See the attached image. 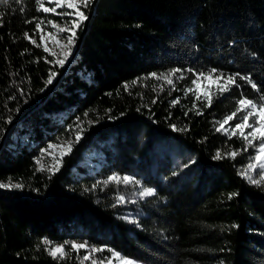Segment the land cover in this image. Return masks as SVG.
Returning <instances> with one entry per match:
<instances>
[{"label":"trees","instance_id":"1","mask_svg":"<svg viewBox=\"0 0 264 264\" xmlns=\"http://www.w3.org/2000/svg\"><path fill=\"white\" fill-rule=\"evenodd\" d=\"M61 12L0 6V182L24 185L0 188V264H100L110 250L146 264H264V181L241 175L260 141L231 135L243 113L217 131L239 99L264 103V0H98L67 71L36 27L71 23ZM213 69L236 84L222 93L204 78ZM63 139L72 149L47 164ZM73 241L104 251L85 261Z\"/></svg>","mask_w":264,"mask_h":264},{"label":"snow or ice","instance_id":"2","mask_svg":"<svg viewBox=\"0 0 264 264\" xmlns=\"http://www.w3.org/2000/svg\"><path fill=\"white\" fill-rule=\"evenodd\" d=\"M9 2H10V0H0V6H6L9 4ZM52 2H54L55 7H45L44 6V0H41V8L43 9L44 12L56 13L57 8H67V9H70L72 11L61 12L58 14L76 17V19H73L71 21V26L68 29H64V28L60 29V31L71 32V35H69L67 38L68 44L71 45L74 42V37L76 35L75 29L79 28L80 23L88 18L85 15V13L81 10V7H84V8L88 7L91 0H52ZM49 23H52V22L49 21ZM53 26L55 27L56 25H53ZM36 27L39 29L40 24H37ZM49 35H51V33H49ZM29 39H31V38L29 37ZM32 42L36 43L35 40H33ZM67 55H68V53H65V56H67ZM64 62H65L64 60L56 61V63H59L60 65H63ZM173 71L175 72L178 70H173ZM215 72H216L215 69L211 70V72L208 73L206 76H204V78L206 80H208L210 82V84L215 83L219 87V89L222 93L225 91H228L229 85L236 84V76H228L226 78V82L224 84H220L219 82L221 80H225V77L223 74H220L219 76H216L215 79H213L212 74ZM55 75H56L55 73L52 74V76H55ZM151 75L156 76V73H152ZM200 75L203 76L204 74H200ZM197 79L199 80V77H197ZM243 79H245L248 83H251V87L253 89L258 88V85L256 83L252 82L249 77H244ZM48 83L49 84L52 83V77L49 78ZM168 83L172 84V80L169 79ZM193 84L196 85V88L195 89L190 88V89H188V91H195L197 93V99H199L200 98V85L197 83V81H193ZM203 94L207 97V102L210 105L211 104L210 93L204 92ZM261 99L264 100V97H261ZM237 113H243V115L240 118V122L236 123L234 125V127L231 129V135L236 136L237 134H239V136L242 140H247L249 146H253L254 141H257V140L260 141L258 147L256 148L257 154L252 157V160L254 161V163L249 164L248 168L245 171H243L241 173V175L247 177L252 184L259 185L262 181H264V103H261L258 106L254 101L249 100L247 98L239 99L238 100V107H237L236 111L233 112L231 115L225 117V119L220 124V128H218L217 131H220V130L227 131V129H225V125L229 121L236 118ZM253 117H255V119L253 120L252 123H249L250 118H253ZM249 128H251L252 130L250 132H247V134H245V129H249ZM249 137H251L252 139H249ZM70 147L71 146L69 145V148ZM228 155L234 158L237 155V153L231 152V153H228ZM214 158L215 159H222L223 157L221 156V154L219 152H217V154ZM57 163H59V161H57ZM186 166L187 165H185V167ZM257 168H259V170H260L258 172L260 179H253L249 175V170L256 171ZM120 180H122L126 184L131 183V182L139 183V181H135L134 177L124 176L121 178L118 176V174H114L113 176L109 177V181L119 182ZM23 187H24V185L20 184V183L0 182V188H4V189H22ZM154 192H155L154 189L148 188V189H145L141 193V195L150 196ZM233 195H236V194H233ZM121 199H123V198L121 197ZM50 243L51 242L48 241L47 239L44 240V244L47 245ZM71 248L76 250V251H79L80 249H90L88 254H86L82 258L85 261H88L91 259L92 253L104 251L103 248H96L95 246H89L87 242L76 243L73 241V242H71ZM110 251L112 254V258L120 259L121 264H138L137 261H135L131 258H128V257H122V255L120 253H117L114 250H110ZM50 255L53 258H63L66 255L64 245H57V246L51 248ZM105 260H107V264H112L111 258H105ZM91 264H97V261L91 260ZM100 264H105V261L101 260Z\"/></svg>","mask_w":264,"mask_h":264},{"label":"rangeland","instance_id":"3","mask_svg":"<svg viewBox=\"0 0 264 264\" xmlns=\"http://www.w3.org/2000/svg\"><path fill=\"white\" fill-rule=\"evenodd\" d=\"M44 1L47 2V4L44 5L45 7H55V4L54 2H52V0H44ZM66 10L67 12L72 11L67 8ZM81 10L83 11L82 7ZM57 12H58V8H57ZM69 19L72 21L73 19H76V17L70 16ZM84 21L81 22L80 25L84 24ZM51 22L52 23H49V26L46 28L40 27L39 29L40 43L44 46L45 49L53 53L56 56L57 60H64L65 62L62 66L65 68L74 59L75 51L78 43V40H76L75 37L77 35L80 26L79 28L75 29L76 35L74 37V42L71 45H69L67 38L69 35H71V32L60 31V29L61 28L68 29L71 26V23L60 25V24H56L54 21ZM53 25L56 26L54 27ZM49 33H51V35H49ZM32 40H35V38H32ZM65 53H68V55L65 56ZM58 78L59 77L56 75L53 76L52 82L55 84ZM69 145L71 146L70 148ZM71 149H72V142L70 140L63 139L57 143H52L47 151V154L44 155V161L47 164H54V163L56 164L57 161L60 162L61 158L65 156ZM109 258H111L112 264H121L120 259H116L112 257ZM133 260L137 261L138 264H146L143 261H139L136 259ZM105 264H107V260H105Z\"/></svg>","mask_w":264,"mask_h":264},{"label":"water","instance_id":"4","mask_svg":"<svg viewBox=\"0 0 264 264\" xmlns=\"http://www.w3.org/2000/svg\"><path fill=\"white\" fill-rule=\"evenodd\" d=\"M97 2H98V0H92L91 6H90V10H89V13H88V15H87L88 18L84 21L83 30H82V32H81V34H80V37H79V40H78V43H77V48H76V51H75V56H74V58H75V57L78 55V53H79V50H80V47H81V44H82L83 38H84L85 34H86L87 31H88V27H89V25H90V22H91V20H92V17H93V15H94V13H95V9H96ZM73 60H74V59H73ZM73 60L71 61V63L73 62ZM71 63H70V64H71ZM70 64L67 65V66L65 67V71H67V69L69 68ZM60 79H61V76L58 78L57 82H55L54 86L51 88V90L49 91V93H50V92H51V91H52V90H53V89L59 84ZM41 101H42V100H41ZM5 138H6V135L3 136V139H2V141H1V143H0V149H1V148L3 147V145H4Z\"/></svg>","mask_w":264,"mask_h":264}]
</instances>
